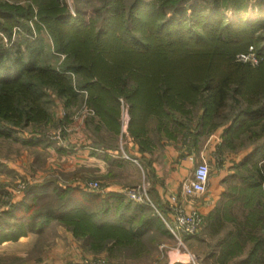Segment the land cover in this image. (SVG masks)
Wrapping results in <instances>:
<instances>
[{
	"label": "trees",
	"instance_id": "obj_1",
	"mask_svg": "<svg viewBox=\"0 0 264 264\" xmlns=\"http://www.w3.org/2000/svg\"><path fill=\"white\" fill-rule=\"evenodd\" d=\"M33 1L36 4L41 2ZM45 1L36 10L33 4L0 3V33L7 35L5 43L0 37V115L6 119L15 115L23 120L41 119L45 114L44 102L41 101L46 97L45 87L55 86L62 94H76L65 78L66 71H73L83 74L88 103L109 131L120 133L123 98L131 114L129 131L140 150L149 148L148 137L142 140L140 133L147 134L143 124L151 117L157 120L158 130L163 135L178 137L181 134L184 141L188 138L192 147H196L204 131L219 125L209 123L223 109L231 82L235 80L240 85H246L249 75H254L249 64L235 61L236 55L248 52L249 45H255L257 55L264 60V34L261 33L264 31V20L241 13L247 11L245 0H232V3L230 0L194 1L190 3L192 14L189 20L184 19L188 9L177 5L171 18H165L166 3L161 0L157 1L160 3L156 0H136L131 6L130 16L125 19L116 1L109 7L111 16L104 20L100 28H96L94 20H86L80 11L76 16L66 12L60 6L62 0H47V5ZM224 5L225 9L234 11L237 19L230 20L225 15ZM34 19H37L36 25L41 23L46 27L56 51L67 54L68 63L55 68L41 62V48L30 27ZM20 32L24 35L23 49L16 44ZM176 56L179 59L171 60ZM162 58L166 60L164 63L168 68L155 64L158 63L157 59ZM199 60L205 61L201 77L195 78L185 69L182 70L184 66L192 67L191 63L195 64L194 69L197 70ZM94 77L97 80L91 81ZM199 100L203 101L207 118L203 115L194 130L192 117H188L192 113L189 107L195 106ZM263 113L264 106L256 110H241L234 118L227 117L229 127L225 129V139L237 131L240 123L250 118L257 119ZM256 158H260L261 163L254 164L256 177L251 178L254 183L248 184L246 189L256 188L259 193L245 194L241 207L254 205L259 224L255 225L257 222L254 221L253 228H250L251 222L238 225V235L248 228L250 237L257 228L261 235L256 236L245 264H264V142L255 147L243 163L247 166L249 161ZM243 178L248 182V177ZM43 187H32L24 194L16 207L23 209L19 219L26 217L27 222L18 231L5 233L6 237L0 238V242L18 239L28 230L40 231L41 227L53 220L66 219L75 221L77 230L81 228L79 231L74 229L75 232L85 233L87 226L97 238L108 233L112 235L110 238L126 239L127 234L136 235L131 227L125 228V224L129 225L134 217L124 214L115 217L113 212L147 208L145 204L130 200L126 202L124 196L114 194L109 198L114 202L103 200L105 206L100 213L83 211L73 203L67 205L65 199L60 206L31 214L29 198L41 195L46 191ZM95 196L92 194L91 199ZM251 215L250 212L247 214L248 221ZM147 220L148 223L153 219Z\"/></svg>",
	"mask_w": 264,
	"mask_h": 264
},
{
	"label": "rangeland",
	"instance_id": "obj_2",
	"mask_svg": "<svg viewBox=\"0 0 264 264\" xmlns=\"http://www.w3.org/2000/svg\"><path fill=\"white\" fill-rule=\"evenodd\" d=\"M43 1L45 0H41L40 3L36 4L34 1L32 3V0H4V2H8L12 5L28 6L29 4H33L35 10L41 3H44ZM135 1L136 0H62L60 1V6L63 7L66 12L74 16L80 11V14H82L86 20H94L96 28H100L104 20L111 16V8L109 7L112 4L116 2L119 9L123 10L122 12L126 19L130 16V9ZM157 1L158 0H156V2ZM194 1L197 0H161L160 2L166 3L165 18H171L173 8L177 5L184 6L188 9V13L184 19L189 20V16L192 14L191 9H189L190 3ZM47 2L46 0V5ZM223 2H226V0H223ZM230 3H232V0H230ZM244 3L247 6V11L243 10L241 13L252 18L258 17L260 20H264V0H245ZM224 7L226 6L224 5L222 7L223 11L230 20L237 19L234 11L230 8L225 9ZM258 11L261 12L257 13ZM35 21H37V19H34V23L31 24L30 27L32 28V34H34L36 40H38L39 49L41 48V62L55 68L68 63L69 59L67 54L64 52H57L54 48V41L46 27L41 23H39V26L36 25ZM24 32L27 33L26 30H24ZM261 33L264 34V31ZM3 35H5V37H3ZM3 35L0 33V37H2L5 43L7 42V35L4 33ZM17 38L18 43L15 42L18 48L23 49L25 45V42H23L24 35L20 32ZM248 49V52L238 53L235 57V61L245 65L249 64L250 70L252 72L254 71L256 79L254 75L251 74L249 75V81L246 85H240L236 83L235 80L231 82L227 90L228 94L223 109L220 113H217L214 118L211 119V123H209L213 124V122H216L219 125L215 128L210 126L211 128H209L211 130L207 129V140L216 135L214 137L217 139L219 138V142L224 141L222 147H220V149L217 147L214 152L221 163L225 160L229 172H233L231 168L236 167L234 169L235 173L231 174L228 172L229 176H246L248 177L247 179H249L248 182L254 183L252 180L256 177V168L254 164L257 162L261 163L260 158L249 161L247 166H245L242 161H244L247 154L251 153L255 147L264 142V113L259 115L257 119L250 118L251 121L240 123L238 125V129L240 128L239 130L237 129L236 132L233 131L231 135H227L226 139L224 137V130L229 127V122L226 119L227 117L234 118L241 110H256L264 106V75H262L264 74V60L257 55L255 45H249ZM177 56L171 60L175 61L179 59ZM165 61L166 60L163 58L157 59L158 63L155 64H162V67L166 68ZM204 62V60H199L200 66L197 70L194 69L195 64L193 63H191L192 67L184 66L182 70L184 71L185 69L195 78H199L203 75V70H205ZM174 66L176 65H173V67ZM173 67L171 66L172 69ZM193 70H195L194 73ZM65 74L66 80L69 82L72 89L74 88L76 94H62L55 86L45 87L46 97L41 100L42 103L44 102L43 107L45 109V114H43L41 119L23 120L16 118L17 115L12 116L13 118L10 117L6 119L0 115V238L6 237L4 234L10 231H18L21 225L25 221L27 222V220H25L26 217L21 219L13 218L11 212H13L14 206L23 200L24 194L35 186L44 185L46 191H43L40 196L33 195L29 198V202L32 204L31 214L60 206L64 204L65 199H67V205L73 203L77 205V207L82 208L83 211L89 213L102 211L105 206L103 200L97 201L95 198L91 199V195L95 194L96 190L88 187V185L95 182H97L100 187V182L102 184L104 183L103 179H101L102 177H96V172L94 171L96 169L94 165L95 162L90 159V157H94V154H97L96 149L104 152L99 153L100 160L103 163L99 166L108 169L106 166V156L114 157L115 160L124 161L125 165L131 168V171L127 172L125 169V173L116 174L114 177L125 175V178H128L130 175L132 177L130 179L131 182L134 181L133 183H138L139 181L138 185H145L146 183L145 187L148 188V194L150 193V186L147 179V177L149 178L150 172L146 171L148 173H146V179L145 176L140 178L139 172L141 169L140 167L145 168V170L150 168L152 174L151 167L154 162V148L151 145L154 141L157 142L160 136L157 120L151 117L145 125L142 123L143 126H145L147 134L140 133V138L145 140V138L148 137L147 142L149 144L147 145L150 147L142 151V154H138L137 152L131 153L130 150L132 149L130 148L128 137H133L129 131L131 114L129 112L128 103L123 98L121 99V128L120 133L115 134L103 125L99 116L96 115L94 109L89 105L88 91L83 87L85 82L82 77L83 74L73 71H66ZM96 80L97 78L94 77L91 81ZM190 109L192 113L189 114L188 117H192L191 125L195 130L197 128V122L203 115L207 118V114L204 111L202 100H199L195 106H190L189 110ZM146 126H151V129L146 130ZM183 138L181 134H178V137L176 136L172 142L176 150L181 153V150H183L185 146L187 150L192 148L190 139L187 138V140L184 141ZM202 142L203 137L200 136L198 149H202ZM144 152H146V154ZM210 168V175L213 177V175L216 174L214 172H216L217 167L213 168L210 165ZM103 176L104 180L113 177H109L107 174H103ZM192 176L193 173L189 178ZM78 180L83 183V186L81 185V187H79V185L76 184ZM138 185H136V187ZM227 186L230 187L231 184ZM246 186V184L242 185V190L240 189L237 191L236 205L233 207V210H236V214L238 215L233 216L235 213L229 211L231 215L227 212L226 216L221 218L220 221L223 220L222 224L226 225L221 233L213 234L210 232L206 228L208 224L206 220L201 226L198 234L207 235L210 243L215 244V242L218 241L217 235H224L230 228H234L244 222H247V224L251 222L250 228H253V223L254 221L255 223L257 222L256 216L258 215L255 213V206L253 205L251 207L248 205L247 207H241V205L246 195L253 192H255L254 195H256L259 193V189H246ZM148 196L152 202L157 205L153 197L150 196V194ZM33 197L36 199H33ZM27 198L28 196H26L25 199ZM256 198L257 197H255V199ZM124 201L129 202L128 199ZM150 209L153 214L155 212L153 207L148 206L146 211L148 212ZM160 211L162 212L161 209ZM249 212L252 215L250 217L251 219L248 221L246 216ZM164 217L167 219L166 216ZM74 222L75 221H69V219L51 221L49 225L46 224L41 227L42 230L44 229L42 232L35 233L36 239L33 240L34 244L32 249H30L31 251H26L25 255H18L16 251L19 250V248H16L11 256L0 258V264H90V262L96 260L106 261L107 264H132L130 260L135 261L138 259V253L134 252V249L122 247L115 249L111 247L109 244H111L114 239V237H109L112 236L111 234L105 233L97 238L87 226L85 228L87 233L75 232L74 229L79 231L81 228L78 227L79 230H77ZM135 222L136 219H133L130 224L132 225ZM161 222L162 229L167 230L165 222L163 220ZM257 224H259V222L255 225ZM258 229L259 228H257V230L255 229L253 233L255 237H252L253 234L250 237L249 228L244 230V232L238 236L237 242L239 246H236L234 252L238 254V251L241 250V252H243V257H247L256 242V236L261 235ZM14 240L17 239H11V241ZM22 242L27 241L24 240ZM1 246L2 244H0V250L2 248ZM256 264L260 263L257 262Z\"/></svg>",
	"mask_w": 264,
	"mask_h": 264
},
{
	"label": "crops",
	"instance_id": "obj_3",
	"mask_svg": "<svg viewBox=\"0 0 264 264\" xmlns=\"http://www.w3.org/2000/svg\"><path fill=\"white\" fill-rule=\"evenodd\" d=\"M0 3L8 2L0 0ZM146 129H151V126H146ZM201 136L203 137L202 149H198L200 143L199 137V143L196 147L187 150L185 146L183 150H181V153L176 150L172 144L173 139L176 137L173 138L160 133L157 142L154 141L155 143L153 142L151 145L154 148V162L151 167L152 174L150 168L145 170V168L140 167L139 175L140 178L145 176L146 179V173L150 172L149 178L147 177L150 186L149 194L166 216L169 215V199L171 196L176 195L178 201L183 203L187 208L202 211L205 215V222L207 220L208 223H206V228L213 234H219L226 226L222 224L223 220L220 221L221 218L226 216L229 211L235 213L233 216L238 215L236 214L237 211L233 210V207L236 205L237 191L242 188V185H248L251 184V182H246L241 176H229V173H235L234 169L236 167L231 168L233 172H229L225 160L221 163V161L217 159V155L214 151L222 141L219 142V138L217 139L214 137L216 135L207 140V131H204ZM128 139L130 141V148L132 149L130 152L142 154V150H140L137 141L130 137H128ZM96 152L97 154H94V157H90V159L95 162L94 165L96 169L94 171L96 172V177H102L101 179H103L104 183L102 184L100 182L101 187L95 192V200H106L109 199L111 195L114 196V194L122 195L127 199L125 193L128 190L136 188L139 181L138 183H133L134 181L131 182L130 179L132 177L129 173V177L127 176L128 178H125V175L120 177L114 176L116 174L125 173V169L127 172L131 171V168L126 166L124 161L115 160L114 157L106 156V166L108 169H105V167L99 166L103 164L99 157V153L103 151L96 149ZM144 153L146 154V152ZM202 162L207 163L209 166L211 165L213 168L217 167L216 172H214L216 174L213 175V177L210 175L207 190L203 194L186 198L181 191L182 183L189 178L196 166ZM103 174H107L109 177L113 176L114 178L112 177L111 179L104 180ZM76 184L79 185V187H81V185L83 186V183L79 182V180ZM230 184L231 188L227 186ZM43 188H45V186ZM109 200L113 201V199ZM145 205H147L148 208L149 205ZM14 207L11 216L15 219H19L20 215H22V209H18L16 206ZM147 208L145 210L136 208L122 212H113L115 217L124 214L126 217L133 216L134 219H136V222L132 225L125 224V228L127 227L129 229L131 227L133 233L136 235L131 236L127 234L126 239H113L112 243L109 244L115 249L118 247L134 249V252L138 253V259L135 261L130 260L132 264H245V261L248 259V256L243 257V252H241V250L238 251V254L234 252L236 246H239L237 242L239 236L238 225L227 230L224 235H217L218 241L215 242V244L210 243L207 235H202L200 233L194 236H184L182 237V242H180L172 235L167 226V230L162 229V220L157 212L155 211L152 214L151 209L148 212L146 211ZM97 212L100 213L101 211ZM229 215H231V213H229ZM151 218L153 220L147 223V219ZM43 230H28L17 240L1 241L0 244H2V248L0 250V258L11 256L16 248H19V250L16 251L18 255H25L26 251H31L30 249L33 247V240L36 239L35 233L42 232ZM140 231L142 233H140ZM24 240L27 242H22Z\"/></svg>",
	"mask_w": 264,
	"mask_h": 264
},
{
	"label": "built area",
	"instance_id": "obj_4",
	"mask_svg": "<svg viewBox=\"0 0 264 264\" xmlns=\"http://www.w3.org/2000/svg\"><path fill=\"white\" fill-rule=\"evenodd\" d=\"M210 171V166L207 163H199L193 172V176L182 183L181 191L183 196L191 198L203 194L208 187ZM88 187L93 190L100 189V185L97 182L88 185ZM125 195L130 201L139 204H148L153 207L165 222L172 235L180 242H182V237L184 236H194L198 234L201 226L205 223V215L202 211L187 208L183 203L178 201L176 195L171 196L169 199V215L167 216L164 215V213L160 211V208L149 198L148 190L144 184L128 190ZM164 216H166L167 219ZM90 264H107V262L96 260L90 262Z\"/></svg>",
	"mask_w": 264,
	"mask_h": 264
}]
</instances>
